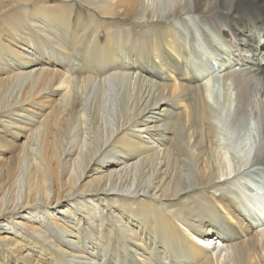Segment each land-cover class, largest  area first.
Returning a JSON list of instances; mask_svg holds the SVG:
<instances>
[{
    "label": "bare ground",
    "instance_id": "1",
    "mask_svg": "<svg viewBox=\"0 0 264 264\" xmlns=\"http://www.w3.org/2000/svg\"><path fill=\"white\" fill-rule=\"evenodd\" d=\"M169 1L204 22L145 19L147 0H0V264H264L220 141L239 123L264 166V0Z\"/></svg>",
    "mask_w": 264,
    "mask_h": 264
},
{
    "label": "rangeland",
    "instance_id": "2",
    "mask_svg": "<svg viewBox=\"0 0 264 264\" xmlns=\"http://www.w3.org/2000/svg\"><path fill=\"white\" fill-rule=\"evenodd\" d=\"M166 1H168V4H169V2H170L169 0H147V2H148L147 3V14L145 16V19H152V16H153V15L151 16L152 13L158 14L159 16H162L163 13L166 15L169 9L163 11V13L161 11L163 8L166 9L165 8V6H166L165 2ZM160 4L162 5L163 8L161 6H159ZM215 7L213 8L212 12L218 10ZM184 8H186V7H184ZM184 8H181V9H184ZM184 10H178V9L176 11L174 10L173 11L174 12L173 13L174 18L172 17L171 12H169L170 14L168 13V15H166V16L164 15L166 18H160V19L171 20V22H173V23H176V22H174V20H176L177 23H184V22L186 23L187 22L189 30L190 29L193 30L197 26V24L199 25V23L204 22L199 16L193 17L191 19L187 18L186 11H188V8H186L185 11ZM159 16H156V17H159ZM182 19L185 21H183ZM188 23H190V26ZM52 24L50 25V28H52V30L54 32H57V30L62 27V25L59 23H58L59 26L57 23L56 24L52 23ZM194 24H195V27H194ZM54 27H55V29H54ZM222 81L223 80L221 79V77L218 76V74H215V76H213L212 80H211V82H212V84H214V86H212L211 89H208V91H207V99L209 98L208 101L213 107H215L213 104H217L218 107L219 106L221 107L224 103L223 101H225L226 89H225V86H224ZM234 104L236 106V108H234L235 109L234 112L236 113L237 104H236V102H234ZM229 112H233V109L224 108V110L222 111L223 117L221 116L223 120L230 117ZM235 113H234V115H235ZM216 123L218 124L217 125L218 129L221 130L222 124L220 125L218 122H216ZM240 123L242 126H245L243 121H240ZM237 124H238V129H239L238 133L233 132L230 125H227L224 127V129L227 128V133L225 134V131H223V133H221L222 135H220L221 136L220 141L223 144L222 145V152L224 153L223 158H225V161H226L227 172H230V176L228 177V179L230 180V182L232 184H235L238 187V189H239V191H241V194L243 195V198L246 201V203L248 205H250V207H254L257 212L261 213V215L263 217V221H264V178L260 177V175H259V173H257V169H256L259 167L264 168V166L263 165H261V166L255 165L254 167H251L252 159L258 151V145H256L253 140H251L250 143H248V141L246 140V136H244L245 141L242 142L243 136L241 134H243L244 132L241 130H243V128H245V127H243L241 129L239 123H237ZM241 181H243V182H241ZM247 184H249V186ZM235 189H236V187H235ZM142 223H143V221H141V224ZM263 226H264V223H263ZM140 231L143 233V234L141 233V235L143 237H145L146 239H147V237H148V239H154L152 234L147 231V223L144 222V225L142 226ZM166 239H168V238L165 236L164 233L162 234V236H160V234H159V237L157 238V241L153 246L154 247L153 251H155L158 254V256H160V257H166V256L170 255L171 252L173 253V251L176 252L179 250L177 247L173 248V246H171L172 245L171 241L169 239L167 241ZM158 241L159 242L164 241L162 243L163 248H160ZM147 242H148V240H147ZM164 243H166V244H164ZM170 247L173 248V249L171 248L172 250H170V252L167 251L168 253L165 252L166 254H164V252L162 253V250L164 251L166 248H170ZM158 251H161V253ZM121 253L122 252H120L118 254H114V256L120 255ZM161 254L162 255L164 254V255L162 256ZM114 256L112 255L111 258Z\"/></svg>",
    "mask_w": 264,
    "mask_h": 264
}]
</instances>
